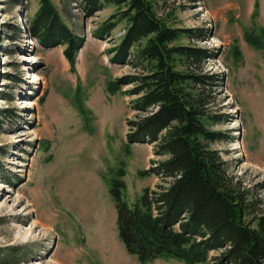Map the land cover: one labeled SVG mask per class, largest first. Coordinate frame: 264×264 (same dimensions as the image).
Returning a JSON list of instances; mask_svg holds the SVG:
<instances>
[{
	"label": "rangeland",
	"instance_id": "374dc122",
	"mask_svg": "<svg viewBox=\"0 0 264 264\" xmlns=\"http://www.w3.org/2000/svg\"><path fill=\"white\" fill-rule=\"evenodd\" d=\"M52 1L85 39L75 70L62 47L46 50L25 31L39 0H0V264H185L143 263L119 238L113 181L124 183L123 200L132 207L145 189L164 184L150 170L166 159L153 145L127 143L132 98L108 90L134 71L111 64L107 54L126 22L98 40L92 33L115 6L88 18L77 3ZM154 2L170 25L205 34L179 44L210 51L203 70L223 79L210 92L211 110L228 121L212 129L231 140L211 147L249 190L254 211L264 213V0ZM246 34L263 48L248 44ZM7 248L17 255L6 259ZM214 255L202 264H213Z\"/></svg>",
	"mask_w": 264,
	"mask_h": 264
},
{
	"label": "trees",
	"instance_id": "16d2710c",
	"mask_svg": "<svg viewBox=\"0 0 264 264\" xmlns=\"http://www.w3.org/2000/svg\"><path fill=\"white\" fill-rule=\"evenodd\" d=\"M61 2L77 3L88 18L111 6L118 9L92 36L107 41L126 22L123 38L107 54L111 64L134 71L111 81L108 90L132 98L129 106L136 116L127 120V143L153 145L155 156L166 157L150 170L164 184L145 189L132 207L123 200L122 181L114 180L110 188L119 238L128 253L143 263L202 264L216 253L213 264H264V213L254 211L257 202L249 190L235 183L227 162L211 147L231 140L212 129L228 121L211 110L210 92L223 79L203 70L210 51L179 44L205 34L170 25L157 14L154 0ZM11 31L24 33L17 27ZM25 31L46 50L62 47L75 70L85 39L66 24L52 0H39ZM245 38L263 48L250 34ZM5 250L6 259L17 255L16 249Z\"/></svg>",
	"mask_w": 264,
	"mask_h": 264
}]
</instances>
